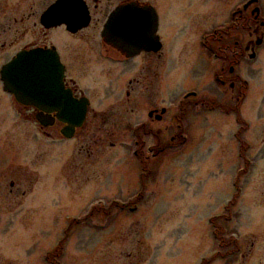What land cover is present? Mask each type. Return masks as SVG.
Wrapping results in <instances>:
<instances>
[{
    "label": "flooded vegetation",
    "instance_id": "af4514ba",
    "mask_svg": "<svg viewBox=\"0 0 264 264\" xmlns=\"http://www.w3.org/2000/svg\"><path fill=\"white\" fill-rule=\"evenodd\" d=\"M206 1L207 9H194L195 3ZM219 1L224 20L216 26V0H0V86L11 99L6 107L0 105V142L12 155L0 160L6 167L0 172V217L8 197L30 194L24 167L14 161L21 144L17 132L11 135L15 115L20 127L28 124L48 141H66L67 135H73L71 140L131 139L132 157L143 167L140 191L135 186L133 197L123 203L122 212L129 214L143 211L140 207L149 197L150 162L156 167L169 150L182 162H203L207 179H224L228 192L227 202L210 219L220 253L196 264H264V0ZM120 11L124 14L113 36L125 39L121 26L128 25L126 50L104 35ZM138 13L147 14L150 27L156 24L143 35V47L134 35ZM34 51L57 55L65 69V89L76 103H88L80 126L73 129L70 111L26 106L5 90L6 67ZM185 78L199 86L181 91ZM98 100L102 103L95 107ZM253 107L255 131L247 114ZM110 123L113 129H104ZM256 173L262 183L255 184L257 195H251L249 180ZM203 176L197 174L198 181ZM135 252L128 254L130 264L141 259ZM5 260L0 255V264Z\"/></svg>",
    "mask_w": 264,
    "mask_h": 264
},
{
    "label": "rangeland",
    "instance_id": "374dc122",
    "mask_svg": "<svg viewBox=\"0 0 264 264\" xmlns=\"http://www.w3.org/2000/svg\"><path fill=\"white\" fill-rule=\"evenodd\" d=\"M207 5V1L195 3L194 9L200 12ZM222 5L216 0V26L224 20ZM260 64L264 65V52ZM183 81L181 91L199 86L189 78ZM8 102L10 96L0 86V105L6 107ZM254 109L247 111L253 131L258 124ZM10 124L14 127L11 135L17 132L21 142L17 143L20 155L14 161L24 167L23 181L29 180L30 194L7 198L0 217V255L7 258L3 264H130L133 259L128 254L133 255L134 250L136 259L141 258L136 264L143 259L149 261L143 264H196L220 253L210 219L227 202L228 185L224 179H207L203 162H182L175 150L167 151L156 167L150 162L149 197L140 207L143 211L129 214L122 212L123 203L133 197L135 186L140 191L143 167L132 157L131 139L89 136L48 141L34 127H20L15 115ZM108 126L104 129H113L111 123ZM1 145L0 160L8 161L10 150ZM202 150L200 146L199 152ZM3 170L6 167L1 163L0 172ZM257 173L249 180L251 195H257ZM197 174H204L202 181ZM259 181L262 183L261 176Z\"/></svg>",
    "mask_w": 264,
    "mask_h": 264
},
{
    "label": "water",
    "instance_id": "95a60500",
    "mask_svg": "<svg viewBox=\"0 0 264 264\" xmlns=\"http://www.w3.org/2000/svg\"><path fill=\"white\" fill-rule=\"evenodd\" d=\"M123 14L121 12L115 14L111 18L104 33L110 44L121 49L128 43V35L130 34L128 25L121 26L123 27L125 39H120L113 36V34H117L118 31H115V27L117 29L116 24ZM145 18L147 16L138 13L134 24L136 44H141V47L144 46L146 41L143 35L148 33V29L151 28L145 21ZM152 25L155 26L153 28H156V24ZM3 80L6 83V90L25 105L38 106L45 111L53 104L57 108L66 106L70 107L72 118L78 117V124H82L85 119L87 105H83L79 114H76V104L70 94L64 90V68L56 55L55 58H52L44 52L25 53L6 67L3 72ZM72 136L67 135L68 138Z\"/></svg>",
    "mask_w": 264,
    "mask_h": 264
}]
</instances>
